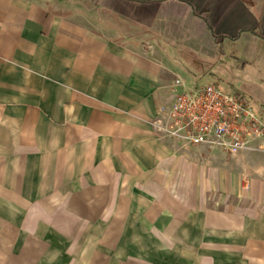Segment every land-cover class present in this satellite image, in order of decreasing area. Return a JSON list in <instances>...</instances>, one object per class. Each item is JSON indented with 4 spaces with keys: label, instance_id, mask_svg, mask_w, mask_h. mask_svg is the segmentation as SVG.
<instances>
[{
    "label": "crops",
    "instance_id": "0c3cea01",
    "mask_svg": "<svg viewBox=\"0 0 264 264\" xmlns=\"http://www.w3.org/2000/svg\"><path fill=\"white\" fill-rule=\"evenodd\" d=\"M198 60L262 88L264 0H0V264H264L252 193L209 210L153 129Z\"/></svg>",
    "mask_w": 264,
    "mask_h": 264
},
{
    "label": "built area",
    "instance_id": "2783aa9c",
    "mask_svg": "<svg viewBox=\"0 0 264 264\" xmlns=\"http://www.w3.org/2000/svg\"><path fill=\"white\" fill-rule=\"evenodd\" d=\"M158 139L195 157L203 152L240 154L264 141V119L238 92L218 83L183 84L177 99L153 121Z\"/></svg>",
    "mask_w": 264,
    "mask_h": 264
},
{
    "label": "rangeland",
    "instance_id": "374dc122",
    "mask_svg": "<svg viewBox=\"0 0 264 264\" xmlns=\"http://www.w3.org/2000/svg\"><path fill=\"white\" fill-rule=\"evenodd\" d=\"M63 1L66 2V0ZM62 8L66 11L71 10L70 7H67V4H63ZM98 16L102 18L104 17V13H99ZM112 21H117L119 25L121 24L118 17L113 16ZM122 25L131 32L140 30L134 25L127 24L126 22ZM127 41L131 42V40ZM179 58L186 65L191 61L188 57L182 56ZM202 63L201 60L195 61L193 67L194 70H196V74L204 80V83H218L219 87L225 92L240 93L253 105L264 119V86L261 88L262 85L259 83V78L263 77V73L260 74L258 70L252 67L245 70L243 67H238L236 63L226 61L224 63H216L215 65L214 62H211L212 69L211 73L208 75ZM174 101L175 99L165 104L162 108L171 107ZM165 144L170 147L169 144ZM172 150L179 155L181 159L184 158L194 163V165H200L199 168H196L198 171L196 175L206 176L207 182L203 186L194 184V188L196 187V191L206 195L205 198L208 201L207 207L209 210L211 208L219 209V207H214L218 202L224 203V206L220 209L226 207L225 205L228 204L235 203L236 205L234 199L237 197H240L239 199H243V197H245V199H247L246 197L250 198L251 192L252 198L255 197L257 200L256 203L258 204H256V206L258 209L262 210L261 212L264 214V141L256 143L250 149L235 156L225 153L203 152V156L200 155L199 157H195L192 154L190 155L188 153L186 155L182 151H177L173 148ZM260 170H263V173H259ZM171 171L172 175H176L173 168ZM122 191L123 189L121 192ZM129 194L130 196L132 195L130 190Z\"/></svg>",
    "mask_w": 264,
    "mask_h": 264
},
{
    "label": "bare ground",
    "instance_id": "6f19581e",
    "mask_svg": "<svg viewBox=\"0 0 264 264\" xmlns=\"http://www.w3.org/2000/svg\"><path fill=\"white\" fill-rule=\"evenodd\" d=\"M259 173H263V170H260V172ZM240 182H241V177H240Z\"/></svg>",
    "mask_w": 264,
    "mask_h": 264
},
{
    "label": "trees",
    "instance_id": "16d2710c",
    "mask_svg": "<svg viewBox=\"0 0 264 264\" xmlns=\"http://www.w3.org/2000/svg\"><path fill=\"white\" fill-rule=\"evenodd\" d=\"M216 37L219 38V35L216 33Z\"/></svg>",
    "mask_w": 264,
    "mask_h": 264
}]
</instances>
